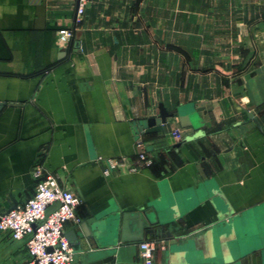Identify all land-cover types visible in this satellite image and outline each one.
Returning <instances> with one entry per match:
<instances>
[{
  "label": "crops",
  "instance_id": "obj_1",
  "mask_svg": "<svg viewBox=\"0 0 264 264\" xmlns=\"http://www.w3.org/2000/svg\"><path fill=\"white\" fill-rule=\"evenodd\" d=\"M76 2L0 0V212L39 162L81 200L76 264L146 215L170 232L141 240L153 264H264V0H90L78 23ZM161 102L173 115L140 134ZM138 136L151 163L104 175ZM141 241L119 248L129 264ZM27 259L0 231V264Z\"/></svg>",
  "mask_w": 264,
  "mask_h": 264
},
{
  "label": "built area",
  "instance_id": "obj_2",
  "mask_svg": "<svg viewBox=\"0 0 264 264\" xmlns=\"http://www.w3.org/2000/svg\"><path fill=\"white\" fill-rule=\"evenodd\" d=\"M90 0H77L76 22L85 12ZM74 36V28L58 31V40L67 44ZM179 139L181 134L175 130ZM137 159L129 162L125 157L101 158L103 174L134 171L151 163L141 136L135 140ZM36 180L31 196L15 208L0 212V231L7 232L14 240H23L28 259L26 264H76L75 252L66 237L64 225L78 223L76 209L80 204L77 194L62 187L57 177L42 163H36L32 170ZM155 242L138 243L139 257L144 264H153Z\"/></svg>",
  "mask_w": 264,
  "mask_h": 264
},
{
  "label": "water",
  "instance_id": "obj_3",
  "mask_svg": "<svg viewBox=\"0 0 264 264\" xmlns=\"http://www.w3.org/2000/svg\"><path fill=\"white\" fill-rule=\"evenodd\" d=\"M77 8V2H76ZM76 16V11H75ZM78 45V44H77ZM3 104L0 103V109ZM173 114L169 112L163 103L158 104V113L156 116H149L144 119L137 120V130L140 134L144 133H154L159 132L163 129V124L166 122V118L172 116ZM256 124L257 121L254 119ZM259 126V125H258ZM17 206L16 202L8 209H13ZM136 231L134 234L129 235L126 233L127 223L122 226L121 232L119 233L117 230L113 231V235L116 240H114V244L109 247H103L98 249L97 251H88L86 252V256L84 257L83 264H129L122 258L121 253H119V248L123 245L134 244L143 239H160L170 235L169 231H165L163 228H153L150 225L149 216L142 217L137 220L136 223ZM67 239L74 249L81 248V240H87L90 235L89 232L83 228V234L78 235L74 231H70L66 234ZM116 243V244H115ZM166 264H173L171 261H167Z\"/></svg>",
  "mask_w": 264,
  "mask_h": 264
},
{
  "label": "rangeland",
  "instance_id": "obj_4",
  "mask_svg": "<svg viewBox=\"0 0 264 264\" xmlns=\"http://www.w3.org/2000/svg\"><path fill=\"white\" fill-rule=\"evenodd\" d=\"M83 15H84V14H83ZM81 20H82V19H81ZM81 20H80V21H81ZM80 21H79V22H80Z\"/></svg>",
  "mask_w": 264,
  "mask_h": 264
}]
</instances>
